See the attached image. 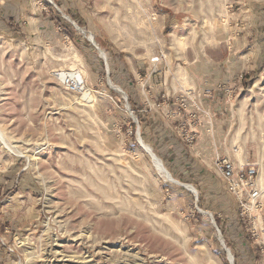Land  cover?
I'll use <instances>...</instances> for the list:
<instances>
[{
	"label": "rangeland",
	"instance_id": "374dc122",
	"mask_svg": "<svg viewBox=\"0 0 264 264\" xmlns=\"http://www.w3.org/2000/svg\"><path fill=\"white\" fill-rule=\"evenodd\" d=\"M0 131V264H264V0H0Z\"/></svg>",
	"mask_w": 264,
	"mask_h": 264
},
{
	"label": "built area",
	"instance_id": "2783aa9c",
	"mask_svg": "<svg viewBox=\"0 0 264 264\" xmlns=\"http://www.w3.org/2000/svg\"><path fill=\"white\" fill-rule=\"evenodd\" d=\"M68 85L72 90L78 89L72 79H68ZM217 165L232 189H242L241 186H245L244 188L248 190L253 203L259 206L258 200L261 196V188L257 179V170L255 167L249 166L246 169L241 168L237 170L234 162L229 158H219Z\"/></svg>",
	"mask_w": 264,
	"mask_h": 264
},
{
	"label": "bare ground",
	"instance_id": "6f19581e",
	"mask_svg": "<svg viewBox=\"0 0 264 264\" xmlns=\"http://www.w3.org/2000/svg\"><path fill=\"white\" fill-rule=\"evenodd\" d=\"M0 137H3V134L0 131ZM32 158V157H31ZM155 162L157 164V166L159 167V169L168 177V178H172L168 172V170L163 166V164L161 163V161L158 158H155ZM84 234V233H83ZM62 254V253H61ZM64 258V257H63Z\"/></svg>",
	"mask_w": 264,
	"mask_h": 264
},
{
	"label": "water",
	"instance_id": "95a60500",
	"mask_svg": "<svg viewBox=\"0 0 264 264\" xmlns=\"http://www.w3.org/2000/svg\"><path fill=\"white\" fill-rule=\"evenodd\" d=\"M90 39V38H89ZM91 40V39H90ZM92 41V40H91ZM230 259H232V256L230 255ZM232 264H233V261L231 260Z\"/></svg>",
	"mask_w": 264,
	"mask_h": 264
}]
</instances>
